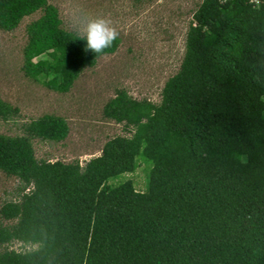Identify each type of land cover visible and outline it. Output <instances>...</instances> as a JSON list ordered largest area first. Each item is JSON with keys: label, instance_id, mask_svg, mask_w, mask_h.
Segmentation results:
<instances>
[{"label": "trees", "instance_id": "trees-1", "mask_svg": "<svg viewBox=\"0 0 264 264\" xmlns=\"http://www.w3.org/2000/svg\"><path fill=\"white\" fill-rule=\"evenodd\" d=\"M38 11L22 69L66 93L102 56L49 0H0V29ZM19 111L0 98L2 119ZM104 115L130 135L84 165L36 156L35 139L67 138L62 116L0 133V170L21 182L0 207V245L35 246L5 247L0 264H264V0H202L161 101L119 89ZM142 166L144 190L126 178Z\"/></svg>", "mask_w": 264, "mask_h": 264}, {"label": "rangeland", "instance_id": "rangeland-1", "mask_svg": "<svg viewBox=\"0 0 264 264\" xmlns=\"http://www.w3.org/2000/svg\"><path fill=\"white\" fill-rule=\"evenodd\" d=\"M62 26L75 31V14L109 16L121 38L117 51L103 55L86 68L70 91L60 93L27 77L22 69L27 25L43 12L27 16L12 31L0 29V98L19 107L13 118L0 117V133L23 134L24 123L44 114L62 116L70 131L63 141L34 140L36 156L51 161L79 160L84 165L101 154L105 143L118 135H130L123 123L106 118L104 105L124 89L136 99L159 103L166 81L180 68L186 50L190 21L202 0H49ZM77 33V32H76ZM136 187L145 189L143 166L128 174ZM21 182L0 170V207L19 198ZM24 251L35 246L21 242L0 245Z\"/></svg>", "mask_w": 264, "mask_h": 264}, {"label": "clouds", "instance_id": "clouds-1", "mask_svg": "<svg viewBox=\"0 0 264 264\" xmlns=\"http://www.w3.org/2000/svg\"><path fill=\"white\" fill-rule=\"evenodd\" d=\"M72 24L79 40L86 41L85 51L91 50L97 56L106 55L120 35L115 22L103 14L77 12Z\"/></svg>", "mask_w": 264, "mask_h": 264}]
</instances>
